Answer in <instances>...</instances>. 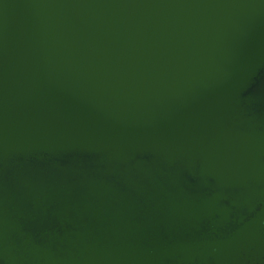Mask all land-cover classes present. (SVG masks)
<instances>
[{
	"label": "water",
	"instance_id": "95a60500",
	"mask_svg": "<svg viewBox=\"0 0 264 264\" xmlns=\"http://www.w3.org/2000/svg\"><path fill=\"white\" fill-rule=\"evenodd\" d=\"M0 264H264V0H0Z\"/></svg>",
	"mask_w": 264,
	"mask_h": 264
}]
</instances>
